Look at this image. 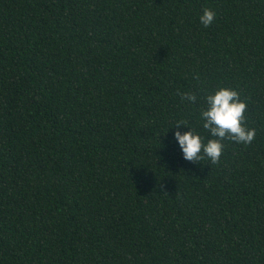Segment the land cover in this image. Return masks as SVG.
<instances>
[{
  "label": "trees",
  "instance_id": "obj_1",
  "mask_svg": "<svg viewBox=\"0 0 264 264\" xmlns=\"http://www.w3.org/2000/svg\"><path fill=\"white\" fill-rule=\"evenodd\" d=\"M220 86L255 138L185 161ZM0 264H264V0H0Z\"/></svg>",
  "mask_w": 264,
  "mask_h": 264
},
{
  "label": "clouds",
  "instance_id": "obj_2",
  "mask_svg": "<svg viewBox=\"0 0 264 264\" xmlns=\"http://www.w3.org/2000/svg\"><path fill=\"white\" fill-rule=\"evenodd\" d=\"M216 13L205 8L199 16L200 24L207 28L215 19ZM202 104L199 107L198 125L207 138L196 131L187 120H178L170 129L171 142L179 149L182 159L198 163L207 159L210 164L219 162L225 147L224 141L248 145L255 138V129L245 123L246 102L232 88L220 86L215 90H203ZM181 101L196 103L197 94L187 91L180 93Z\"/></svg>",
  "mask_w": 264,
  "mask_h": 264
}]
</instances>
